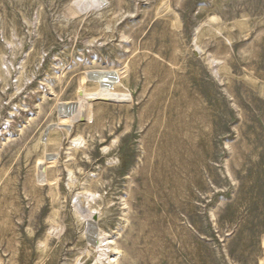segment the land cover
I'll return each instance as SVG.
<instances>
[{
    "label": "rangeland",
    "instance_id": "374dc122",
    "mask_svg": "<svg viewBox=\"0 0 264 264\" xmlns=\"http://www.w3.org/2000/svg\"><path fill=\"white\" fill-rule=\"evenodd\" d=\"M0 264H264V0H0Z\"/></svg>",
    "mask_w": 264,
    "mask_h": 264
},
{
    "label": "bare ground",
    "instance_id": "6f19581e",
    "mask_svg": "<svg viewBox=\"0 0 264 264\" xmlns=\"http://www.w3.org/2000/svg\"><path fill=\"white\" fill-rule=\"evenodd\" d=\"M88 2H86V3H88ZM90 76H91L93 81H96L100 84V88H101V91L99 93H95L94 95H97L99 98L105 97V98H109V99L115 98V96L118 95L117 91L115 90V86L118 85L119 83L121 84L122 82H121L120 76L118 74H116L115 71L104 70V69L95 70V71L90 72ZM87 97H89V96H87ZM87 97H86V99H83V100H87ZM89 222H90L89 226H91L92 231H94V229H93L94 226H93L92 220H90Z\"/></svg>",
    "mask_w": 264,
    "mask_h": 264
}]
</instances>
